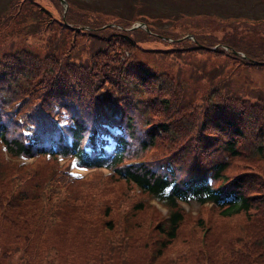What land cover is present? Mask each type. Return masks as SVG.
<instances>
[{
	"label": "trees",
	"instance_id": "1",
	"mask_svg": "<svg viewBox=\"0 0 264 264\" xmlns=\"http://www.w3.org/2000/svg\"><path fill=\"white\" fill-rule=\"evenodd\" d=\"M17 1L21 8L8 10ZM232 2L236 12L182 8L168 13L173 28L160 30L163 36L189 32L195 39L184 36L164 47H144L138 43L143 40L140 33H146L143 28L124 31L133 17L142 15L136 8L135 15L132 8L127 10L131 17L107 15L108 25L100 28L93 16L92 21L76 19L77 26L65 14L53 19L39 0L5 1L1 42L27 41L35 29L12 25L23 18L38 25L45 15V34L67 30L70 40L53 69L46 63L56 49L40 55L25 45L0 48V264H152V258L162 254L166 263L158 264H264V81L254 84L247 75L251 67L264 73V16L245 15L248 3ZM93 6L94 16L103 13ZM31 7L39 16L25 11ZM151 15L140 18L155 21ZM193 23L201 28L183 29V24ZM180 26L181 31L173 30ZM18 34L23 38H15ZM113 36L132 54L122 63L108 57L107 43H116ZM83 43L97 52L77 57ZM137 47L157 52L165 61L162 68L136 56ZM182 68L192 86L198 85L193 93L179 81ZM241 70L243 81L238 78ZM141 87L146 95L137 94ZM6 94L14 99H5ZM145 115L150 116L147 122ZM109 135L114 143L106 150ZM154 144L163 152L153 161L120 163ZM32 153L68 156L84 167L112 168L127 184L138 185L166 206L167 215L156 223L161 237L147 244L137 235L111 232L104 223L72 213L66 222L63 199L47 197L49 173L29 169L25 178L12 182L21 171L11 157ZM178 200L208 201L215 211L210 216L237 215L238 222L230 228L236 233L212 238L211 232L196 237L190 231L191 236L182 235L180 247L169 249L182 219ZM204 222L198 216L194 227L205 229ZM139 246L147 250L137 251Z\"/></svg>",
	"mask_w": 264,
	"mask_h": 264
},
{
	"label": "rangeland",
	"instance_id": "2",
	"mask_svg": "<svg viewBox=\"0 0 264 264\" xmlns=\"http://www.w3.org/2000/svg\"><path fill=\"white\" fill-rule=\"evenodd\" d=\"M5 1L6 0H0V11L3 9L2 5H4ZM39 1H41L42 4H45L47 8H50L52 12L49 13V15L53 19H57L60 17L63 19V15L65 14V17L68 18L72 24H74L73 22H76V19L92 21L93 18L91 16H93L96 17L95 21H100V24H98L100 28H104L105 26L103 25H108L106 22H108L110 18L107 15H112V13L114 12L131 17V14L135 15L136 8V10L142 12L141 16H145L146 14H154L151 16L157 17L154 18L155 21H144L142 18H140L141 16H135L132 18L133 20L131 21V23L126 26V29H124V31L131 33L129 31V29L131 28H145L146 30L144 31H146V33L141 32L139 36V38H142L143 40L138 41V43L144 47H147L148 45L164 47L166 46L165 42H170L173 41V39H180L181 37L185 36L184 34H182L183 32H181V34L180 32H177V34H175L172 30V32H170V35L166 37L160 33V30H162L163 28H166L163 30H167V28H173V25H171V20L168 17V13L173 14L179 13L180 11L182 12V8L189 12L193 10H200L201 8H216L219 12L222 13H224V11H237L233 8V6L235 7V4H233L232 0H53L52 2L50 0ZM55 1V8H57L58 11L53 7ZM134 1L136 2V5L134 4ZM241 1L248 3L249 0ZM81 5L85 7V10L81 7ZM93 5L99 6V9L103 10V13L101 15L94 16L93 12L96 10L94 8L91 9V7H95ZM13 7H16V9H13ZM13 7L11 6V8L8 10H14V12H16L17 7H20L19 1L15 2ZM129 8H132L131 14L127 13V10ZM248 9L252 11V13L248 11ZM25 11H32L36 14V12L33 10V7L25 9ZM19 12L21 11L19 10ZM52 13H55L56 15L54 16L56 17H53ZM244 14H250L251 16L261 14L264 16V2L261 3V1L259 2L258 0H251L247 5V9ZM30 15L32 17L34 16L32 14ZM36 15L39 16V14ZM189 15L191 16V14ZM40 17L42 20L38 23V25L35 23H29V20H26L25 18H23L22 22H15L12 25V28H17L20 25L25 24L29 31L34 29L35 30L26 36L27 41H18L14 39L12 42H10L11 39L8 38L5 41H0V48L10 47V50H13V48H15L16 46L25 45V47H29L30 49L34 50L35 53L37 52L40 55H43V52H46L47 50L56 49L54 50L55 52L53 51L54 53L52 52L51 55L47 58L46 63L48 64V67H50V69H53L56 66V62L54 61L56 60V56L60 53V51L67 50L66 46L68 45L70 40V38L68 39L69 33L67 34V30L64 31L61 29L62 31H60V34L54 33V35L52 36L46 35L45 32L49 31V28L44 27V25L47 24L46 15ZM139 22H143V24H137ZM74 25L77 26V24ZM79 25L82 28L86 26L84 23L83 25ZM183 25L184 30L187 28L192 30L194 27L201 28V26H198L197 24L191 25L190 27L188 26V24ZM181 28L182 26L174 27L173 30L181 31ZM50 29L53 32L55 31V28ZM153 35L156 37H160V39H156L155 37H153ZM15 38L22 39L23 37L21 34H18ZM193 38L194 37L192 36L191 39ZM112 41H116V43L112 45L108 42L106 49L108 57L112 63H115L116 61H118V63H122L123 60L126 59V57L132 55L130 50L128 49L129 46L126 43L121 42L120 38L113 36ZM70 46H73V43H70ZM82 46H84V51L82 50V48L80 49L81 53L77 55V57L79 58H82L87 55H92L93 53L97 52L96 49L92 46H87V44L84 43L80 45V47ZM133 49L135 55L139 56V58H142L146 61L154 62L157 65L158 69L162 68L163 63L165 61L163 59L157 58L159 57V54L157 52H150L149 50L138 49V47ZM71 50L72 48L70 47V51ZM76 51L77 49L72 51V53L76 55ZM68 53L69 52H67V54ZM105 61L106 57L103 54L102 62L105 63ZM185 70V68H182V70L179 72V81L181 83H184L185 90L187 92L193 93V87L194 89H196L198 85L192 86V80H190V78L187 76ZM243 72L244 71L241 70V72L239 73L238 78H240V80H242L241 74ZM247 75L254 78V80L252 81V83L254 84H261V82L264 81V73L262 69L259 70L255 67H251V69H249V71L247 72ZM11 88L12 89L10 92L15 91L16 89L12 85ZM137 94L146 95L142 87L138 89ZM4 98L14 99L7 97V94L4 96ZM16 100L19 101L22 99L16 98ZM145 110L146 112H150L148 108H145ZM133 114L137 115V112H133ZM149 118V115H145L146 122L149 120ZM162 152L163 151L159 150L158 144H154L153 146H149L145 149L142 148L136 150L134 154H131V156L125 158L120 163H143L144 161L148 160L153 161L154 159L160 157L162 155ZM2 156L5 159L6 157H9L8 155H6V153H3V151ZM11 160L17 162L21 171L19 175H17L16 177H12V182L14 183V185L17 184L20 179L25 178L27 174L30 173L29 169L37 170L41 174L43 173V176L47 175V173L51 175V177L47 178V180L45 181L46 185L49 186L51 189L47 192V197L51 201H57V198L63 199V203H65L64 215L66 222L69 219L68 215L72 213L75 214L73 216L83 215V217H91L93 221L99 225H103L102 223H104V226L108 228L111 232L113 231L114 233H117L119 231L123 232L124 230L127 234H129L130 237H135V235H137L136 237L142 238V240H144L147 244L152 237H156V240L157 238L161 237L160 233H158L156 230V223L157 220H162L167 215L168 209L166 208V206L161 200L153 198L146 191H143L138 186H136V184H132L131 182H128L127 184V182H125L123 178H120L119 176L114 174L112 168L98 167L86 169L75 166L74 162L71 161V158H68V156L60 158L58 155L47 156V154L44 153H42V155L32 153L30 157H11ZM67 162L68 164L66 166ZM29 181L31 182L30 179ZM31 188H34L33 182H31ZM179 207L180 210H182V219L180 220V227L177 231V238L173 239L174 242L171 245L173 247L169 248L171 246H168L169 249L180 247V245L182 244L180 240L182 235L185 234L187 237L189 234V236H191L190 231L193 232L194 236L198 235V237L205 233L211 232L208 235L212 238L213 236L217 237L218 234L222 236L236 233V231L234 232L230 228L235 226V224L238 222L239 218L237 215L221 217L219 215L212 214V216H210L211 213H215V211L211 208V204L206 202L199 204L195 200H189V202L187 203L179 202ZM198 216H200L202 220H205V229L203 227H194V220ZM107 222L109 226H111L110 228L108 224H106ZM104 228H102V230ZM138 234H141L142 236L139 237ZM168 248L167 251H169ZM135 249L140 252L147 250L146 248H143L144 250H142L140 246L138 249ZM151 249L152 247H149L150 251ZM216 253L219 254L217 251ZM164 257H166L165 254H162V256H158L157 260H155V258H152L154 262L151 263H166L165 259H163Z\"/></svg>",
	"mask_w": 264,
	"mask_h": 264
},
{
	"label": "water",
	"instance_id": "3",
	"mask_svg": "<svg viewBox=\"0 0 264 264\" xmlns=\"http://www.w3.org/2000/svg\"><path fill=\"white\" fill-rule=\"evenodd\" d=\"M142 24V23H141ZM186 36H191V35H189V34H186Z\"/></svg>",
	"mask_w": 264,
	"mask_h": 264
}]
</instances>
